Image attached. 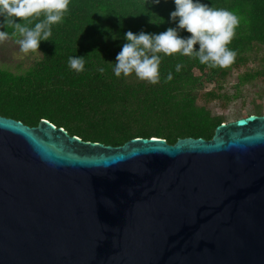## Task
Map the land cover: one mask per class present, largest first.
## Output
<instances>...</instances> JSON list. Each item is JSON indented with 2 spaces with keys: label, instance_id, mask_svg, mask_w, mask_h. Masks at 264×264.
<instances>
[{
  "label": "water",
  "instance_id": "obj_1",
  "mask_svg": "<svg viewBox=\"0 0 264 264\" xmlns=\"http://www.w3.org/2000/svg\"><path fill=\"white\" fill-rule=\"evenodd\" d=\"M0 264H264V114L120 145L0 114Z\"/></svg>",
  "mask_w": 264,
  "mask_h": 264
},
{
  "label": "trees",
  "instance_id": "obj_2",
  "mask_svg": "<svg viewBox=\"0 0 264 264\" xmlns=\"http://www.w3.org/2000/svg\"><path fill=\"white\" fill-rule=\"evenodd\" d=\"M203 2L228 8L240 16L236 35L228 45L237 51L230 66L212 68L194 55L161 53L158 83L141 80L135 73L116 76L115 56L126 42L124 33H158L175 26L169 20L175 8L173 0H160L159 4L152 0H72L63 21L52 25L49 40L40 41L41 56L35 62L22 72L0 67V114L30 126L45 118L69 134L111 145L135 136H156L168 143L186 136L211 138L224 120L196 103L197 92L203 83H213L203 93L205 99L236 96L238 89L233 95L221 91L223 80L233 67L250 60H257L258 65L239 72L235 87L264 76V54L258 57L264 50V0ZM150 18L159 24L151 23ZM3 19L0 16V22ZM4 28L0 23V29ZM6 30L10 35L13 32L11 26ZM180 35L191 33L182 30ZM194 48L198 49L199 44ZM71 55L84 56V71L69 67ZM177 63L182 64L179 71ZM169 72L171 80L167 79Z\"/></svg>",
  "mask_w": 264,
  "mask_h": 264
},
{
  "label": "clouds",
  "instance_id": "obj_3",
  "mask_svg": "<svg viewBox=\"0 0 264 264\" xmlns=\"http://www.w3.org/2000/svg\"><path fill=\"white\" fill-rule=\"evenodd\" d=\"M71 2L72 0H0V16L4 17L0 23L5 26L0 29V42L9 38L10 33L6 26H11V35L19 34V37H22L16 41L21 52H39L40 41L49 40L52 36V25L63 21ZM152 3L159 4L160 0H152ZM173 3L175 8L169 13V20L174 21L175 26H169L158 33L143 30L136 33L128 30L124 33L126 42L115 56L113 71L116 76L135 73L141 80L158 83L161 78V53L194 55L200 63L212 68H226L235 62L237 51L228 45L235 37L240 24V16L236 12L224 7H214L203 0H173ZM41 14L43 19H39ZM15 17L27 22H17ZM150 22L159 24L152 18ZM182 30L191 35H180ZM112 38L117 39V36L112 34ZM197 43L198 49L194 48ZM68 63L69 67L77 72L84 71V56L71 55L68 57ZM181 67L182 64H176L177 71ZM99 71L103 72L104 69L100 68ZM167 79H172L171 72L168 73Z\"/></svg>",
  "mask_w": 264,
  "mask_h": 264
},
{
  "label": "rangeland",
  "instance_id": "obj_4",
  "mask_svg": "<svg viewBox=\"0 0 264 264\" xmlns=\"http://www.w3.org/2000/svg\"><path fill=\"white\" fill-rule=\"evenodd\" d=\"M19 34L0 42V67H5L14 72H22L29 65L35 62L40 56L41 51H20L19 44L16 42ZM264 54V50L258 53V57ZM258 61L250 60L246 65L233 67L223 80L221 91L228 95H233L238 89L237 95L226 99H205L203 93L214 86L213 83H203V87L197 92L196 103L204 106L211 115H219L224 122L233 121L251 113L264 114V76H259L255 80L239 87H235L237 75L247 67L255 68ZM259 110L258 112L256 110Z\"/></svg>",
  "mask_w": 264,
  "mask_h": 264
}]
</instances>
